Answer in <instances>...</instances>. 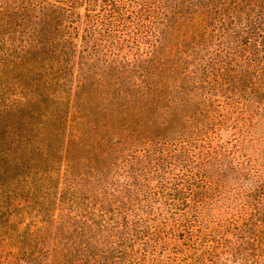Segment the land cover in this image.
<instances>
[{"label":"trees","instance_id":"1","mask_svg":"<svg viewBox=\"0 0 264 264\" xmlns=\"http://www.w3.org/2000/svg\"><path fill=\"white\" fill-rule=\"evenodd\" d=\"M184 14L188 34L196 41L223 45L226 40L243 55L238 64L226 55L221 68L205 65L200 73L212 72L209 84L219 86L226 100L237 85V96L248 109L250 103L263 104L264 80L251 75L247 53L264 46V37L253 39L264 0H0V264H163L150 252V226L140 217L150 218L154 210L147 169L153 155L160 169L167 158L189 160L183 138L190 133L195 111L183 102L192 107L205 102L208 113L214 98L211 94L198 104L188 97L187 81L163 86L158 80L168 71L172 77H189L178 72L180 67L167 70L156 58L166 29ZM244 17L249 24L240 29ZM148 25L152 31H144L143 38L154 43L147 58L127 57L126 36ZM135 68L142 74L139 83L131 81ZM163 94L169 105L160 111L157 100ZM143 115L151 117L149 126L129 125ZM207 128L201 116L197 133ZM154 139L162 146L161 140L180 143L173 153L127 151L128 145L156 143ZM209 156L197 168L205 179ZM160 169L154 193L166 202L160 210L173 217L194 210L186 202L195 199L190 180L189 187L183 178L168 181ZM102 173H112L106 183ZM255 173L244 177L246 185L255 187L250 196L256 203L235 242L214 239L213 245L198 249L175 244L174 252L185 255L183 264H211L220 250L234 258L243 252L264 253V168ZM85 180L97 200L75 205L74 198L88 195ZM98 186L101 193L95 190ZM169 201L177 204L169 207ZM66 206L89 222L95 241L75 227L67 229ZM180 226L171 228L176 239L183 238ZM106 231L111 244L101 246L98 238ZM151 236L158 237V232Z\"/></svg>","mask_w":264,"mask_h":264},{"label":"rangeland","instance_id":"2","mask_svg":"<svg viewBox=\"0 0 264 264\" xmlns=\"http://www.w3.org/2000/svg\"><path fill=\"white\" fill-rule=\"evenodd\" d=\"M254 19L252 18L251 20ZM248 24V19L244 17V20L238 23V27L246 29ZM255 24L257 26L255 32L258 37L255 35L253 39L254 41L258 39L260 41L264 37V14L259 19H256ZM122 29L123 27L118 28L119 31ZM189 29L186 23V14L178 17L176 22H171L166 29V34L164 37L162 36L158 49L159 54L156 57L166 63L169 67H167V70L180 67L178 72L187 73L189 77L184 79L182 74L181 76L172 77L171 72L168 71L167 76L163 74L162 78L158 80L161 81L163 86L170 85V82L187 81L186 92L188 97L198 99V104L204 98L210 97L211 94L214 98L213 105L207 109L208 113H205V102L195 107H192L188 102H183L185 103L184 107H190L192 112L195 111L189 118L193 123L190 127V133L183 138L186 140L185 144L189 149V160L182 163L167 158V160L163 161V169H160L159 162L156 160V156L153 155V162L147 169L150 179L148 187L152 189L151 193L154 197L150 202L154 204V210L150 218H147L146 215H141L140 217L142 220H148L147 223L150 226V233L148 232L147 235L151 239L149 243L150 252H155L163 264H183L185 261L184 254L174 252L173 247L175 244L186 246L190 243L194 247L193 249H198L201 245H213L214 239L225 238L230 239L234 243L236 240L235 233L243 225L244 219L250 213L251 205L255 202L253 201L254 197L250 196L252 189L255 187L250 186L251 184L246 185L244 177H247V175L252 177L259 174L255 172L260 168H264V100H260L263 104L250 103L249 109L246 108L242 98L237 96L239 90L237 85L233 86V88L237 87V89L229 95L230 99L226 100L223 97V93L220 92L219 86L214 87L209 84V81L214 78L212 72L200 73L205 65L215 69L224 66L222 65V60H226V55H229L230 62L238 64V61L243 58V55H240L242 53H239L238 49L234 50V48H231L233 45L226 42V40H224L223 45L217 40L196 41L189 36ZM144 31L150 34L152 27L148 25L143 31L132 33L131 38L128 35L126 36L128 42L123 45V52L127 54V57L139 55L140 60L147 58L146 51L151 49L149 45L154 43V39L145 40L143 38V35H145ZM247 57L250 59L251 67H253L251 75H256L255 77L264 80V46L259 44L254 54L249 55L247 53ZM133 74L131 81L139 83L142 80L140 79L142 74L136 68ZM147 78L145 77V80ZM257 85L262 86L261 83ZM245 96L248 98L247 91H245ZM165 99H168L167 95L163 94L157 100L160 111L166 110V105H169ZM136 100L139 101L140 97L137 96ZM134 102L136 103V101ZM178 116L182 117V113L179 112ZM201 116L203 117L204 125L208 128L203 129L200 134L197 133L196 126L201 120ZM186 121L188 122V118ZM150 124L151 117L148 115L135 118L129 123V125L136 127L149 126ZM185 128L186 125H183L181 129ZM153 141L157 142H151V144L143 143L144 141H142L136 145H128L126 148H128V152L144 148L145 150H152L153 154L159 153L161 150L164 153H173L180 143L178 142L179 140H161L164 143L162 146L158 139ZM258 152L261 153L260 156H258ZM208 155H210L207 163L209 172L206 173L207 178L205 179L197 172V168L203 162L202 157L207 158ZM230 164H232L234 170H231ZM159 169L163 172V177L168 179V181L173 179L176 181L183 178L185 187H189L188 179L190 180L195 199H189L188 197L186 202L194 210L189 211V209H186L181 217L168 216V214L165 215L163 213V210H160L166 205V202L158 198L161 196L160 194L158 197L154 195L157 185L155 182L156 172ZM108 174L111 175L112 173ZM108 174L102 173L101 175V180L105 183L109 181L107 179ZM83 183L86 184L85 188L88 195L84 199L74 198L75 205H87L88 202L93 203L97 200V197L94 196L96 195L95 192L94 194L88 192V189L93 190L90 181L85 180ZM95 190L100 193L102 191L100 186L95 188ZM142 203L145 204V202ZM174 203L177 204L176 201H169V207ZM175 211L177 212L178 209ZM60 215V212H58L57 216ZM63 218L68 230L77 228L82 235L93 237L95 241L94 235L88 231L89 227L87 225H89V222L86 223L85 218L76 214L68 206L63 211ZM179 224H181L180 228L183 230V238L176 239L171 234V228ZM103 225L107 224L104 223ZM96 230L94 229V232ZM154 232H158V237L153 238L154 236H151V233ZM107 234L106 231L101 234V239L98 238L101 246H109L111 244V241L106 240ZM149 238H146V240ZM200 251L198 250V253ZM211 264H264V253L257 251L248 255V252H243L242 257L239 255L234 258L227 252L220 250L213 257Z\"/></svg>","mask_w":264,"mask_h":264}]
</instances>
